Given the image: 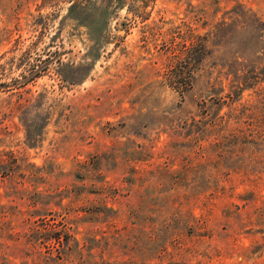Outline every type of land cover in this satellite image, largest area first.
I'll return each instance as SVG.
<instances>
[{"label": "rangeland", "instance_id": "1", "mask_svg": "<svg viewBox=\"0 0 264 264\" xmlns=\"http://www.w3.org/2000/svg\"><path fill=\"white\" fill-rule=\"evenodd\" d=\"M239 3L264 20V0H0L9 264H264V38L236 58ZM213 28L181 93L171 50ZM50 214L70 234L46 260L27 239Z\"/></svg>", "mask_w": 264, "mask_h": 264}, {"label": "trees", "instance_id": "2", "mask_svg": "<svg viewBox=\"0 0 264 264\" xmlns=\"http://www.w3.org/2000/svg\"><path fill=\"white\" fill-rule=\"evenodd\" d=\"M233 16V20L238 23L234 31V40H231L236 47V58L243 56L241 53H248L249 55L255 50V47L259 41L264 38V20L258 16L250 7L239 3L230 17ZM221 24H225L226 20L222 19ZM257 32H260L257 34ZM210 35H215L214 28L207 31L204 34H189L188 38L184 39L182 48L175 50L172 48V54L170 55L168 70L166 71V81L170 86L179 90L181 93L189 90L192 87L193 73L196 71L197 66L205 59L207 55L212 51L209 45ZM188 40V41H187ZM225 65V63H222ZM233 72L235 80L239 83L246 81V79L256 77L257 72L253 69L249 74L244 71V67L238 68ZM1 85V82H0ZM228 96L229 93H227ZM252 124L249 126L250 133H254L256 138L263 140L264 128L261 124ZM253 135V134H252ZM253 140V139H252ZM30 237L27 239L32 242V247L37 248L36 242L38 240L41 245L45 247L44 258L57 259L61 258V247L67 242L69 232L68 225L62 219L56 218L55 215H43L35 220L31 226ZM53 248L56 249V254L53 256ZM0 264H9V261L5 256L0 255ZM19 264H29L26 261H22Z\"/></svg>", "mask_w": 264, "mask_h": 264}]
</instances>
